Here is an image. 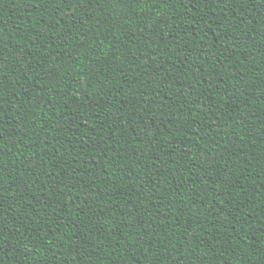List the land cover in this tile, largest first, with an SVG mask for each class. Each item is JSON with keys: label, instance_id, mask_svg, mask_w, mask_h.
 Wrapping results in <instances>:
<instances>
[{"label": "trees", "instance_id": "1", "mask_svg": "<svg viewBox=\"0 0 264 264\" xmlns=\"http://www.w3.org/2000/svg\"><path fill=\"white\" fill-rule=\"evenodd\" d=\"M0 264H264V0H0Z\"/></svg>", "mask_w": 264, "mask_h": 264}, {"label": "snow or ice", "instance_id": "2", "mask_svg": "<svg viewBox=\"0 0 264 264\" xmlns=\"http://www.w3.org/2000/svg\"><path fill=\"white\" fill-rule=\"evenodd\" d=\"M109 2H110V3H117L118 0H109ZM209 2H210V3H214V2H216V0H209ZM0 147H2V145H0ZM0 171H2V170H0Z\"/></svg>", "mask_w": 264, "mask_h": 264}]
</instances>
